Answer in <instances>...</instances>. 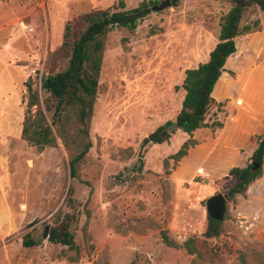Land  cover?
I'll return each instance as SVG.
<instances>
[{"label": "rangeland", "instance_id": "1", "mask_svg": "<svg viewBox=\"0 0 264 264\" xmlns=\"http://www.w3.org/2000/svg\"><path fill=\"white\" fill-rule=\"evenodd\" d=\"M118 1L0 0V264H208L183 249L165 247L160 232L177 244L190 237L203 239L205 200L226 193L234 178L209 172L191 158L198 150L193 133L197 144L172 167L169 156L188 139L179 130L166 143L146 147L140 171L135 166L140 140L174 121L184 95V71L205 62L216 44L218 24L229 9L224 0H186L176 7H160L166 0H120L124 10L141 1L157 4L132 32L114 28L102 37L88 126L91 146L77 180L68 176L69 153L53 127L56 145L40 153L19 137L24 85L36 93L40 109L43 100L53 104L42 79L67 66L70 45L87 25L83 16L118 10ZM257 11L249 8L240 25L251 24ZM256 39L247 34L235 38L236 50L212 93L215 102L224 104L223 112L211 107L205 115L208 123L216 119L223 127L255 113V97L245 83L249 73L264 72V44ZM51 113L44 112L48 125ZM221 128L206 129L215 139ZM251 130L246 153L264 134L263 121ZM68 186L72 210L65 206ZM57 211L76 216L71 224L76 253L41 238ZM220 225L222 234L205 240L219 247L214 264H233L236 251L264 249V165L243 196L226 198ZM25 234L40 244L23 248ZM245 260L254 264L249 254Z\"/></svg>", "mask_w": 264, "mask_h": 264}, {"label": "trees", "instance_id": "2", "mask_svg": "<svg viewBox=\"0 0 264 264\" xmlns=\"http://www.w3.org/2000/svg\"><path fill=\"white\" fill-rule=\"evenodd\" d=\"M186 0H166L170 7H176L180 2ZM229 4V9L221 17L218 24L217 42L208 53L205 62L198 64L195 68L186 69L182 81L184 95L180 102V108L174 118L176 130L188 136L179 149L169 156L172 167L186 155L189 148L197 143L191 139L192 133L201 128L211 131L222 127L219 120L213 119L208 123L205 119L207 111L215 107L217 112H223V103L215 102L212 93L215 85L223 72V65L227 58L235 52V38L259 29L258 20L255 19L249 25H240L242 16L249 8H255L264 13V0H224ZM155 1H141L136 7L124 10L122 1L117 2L114 11H97L86 14L83 20L86 28L71 43L67 66L64 70L47 75L48 97L55 102L52 104L47 99L42 101L40 109L38 98L28 84H25V110L20 122L19 137L28 146L33 147L36 153L45 148L55 147V137L50 129L53 127L63 148L69 153L68 176L78 179V169L83 163L91 143L88 137V126L92 107L96 95L97 77L100 69L101 53L103 49L102 37L114 28H124L132 32L137 23L145 17L150 6L156 5ZM160 7L163 4L159 5ZM69 35L68 25L64 26L63 38ZM63 43L62 45H64ZM31 108L34 111L31 112ZM51 113V121L47 124L44 112ZM172 122H166L143 137L139 142L137 153V165L135 169L140 171L142 167V154L146 147L166 143L170 134L175 131H165L164 128ZM264 126V119H263ZM248 163L244 167H232L226 175L234 178V183L226 190L228 199L235 195L243 196L248 185L259 179L263 173L264 165V134L257 136L255 148L252 151ZM165 161H163V166ZM65 206L73 209L72 189L67 187ZM76 216L73 212L57 211L53 216L52 224L47 229L46 242L49 244L66 247V249L77 252L78 248L73 240L71 224L75 223ZM222 234L219 221L212 220L206 216V226L201 236L203 239L190 237L180 244L171 239L166 231L160 232L161 243L168 248L183 249L193 258L208 264H214L218 258L219 247L208 246L205 240L217 239ZM41 240L33 239L28 234L21 238L23 248L38 246ZM228 248L225 244L221 246ZM233 264H248L246 257H251L254 264H264V249L249 250L248 252H234ZM73 261V259H71Z\"/></svg>", "mask_w": 264, "mask_h": 264}, {"label": "crops", "instance_id": "3", "mask_svg": "<svg viewBox=\"0 0 264 264\" xmlns=\"http://www.w3.org/2000/svg\"><path fill=\"white\" fill-rule=\"evenodd\" d=\"M256 19L258 20L259 30L247 35L257 38V44L263 45L264 13L257 11ZM262 64L264 65V62ZM246 78L245 86L250 87V94L255 97L253 106L255 113L253 116L242 115L243 118H238L231 124L225 123L215 139L211 138L206 128L197 129L193 132L194 138L198 142V150L191 158L196 157L197 164L203 165L202 167L209 172L227 173L232 167H244L247 157L255 148L253 146L251 151L246 153L244 146L253 134L251 129L256 123L263 121L264 72L260 74L252 72Z\"/></svg>", "mask_w": 264, "mask_h": 264}, {"label": "water", "instance_id": "4", "mask_svg": "<svg viewBox=\"0 0 264 264\" xmlns=\"http://www.w3.org/2000/svg\"><path fill=\"white\" fill-rule=\"evenodd\" d=\"M166 4L167 2L163 3V6ZM42 87L43 89H45L46 92L49 91L48 83L46 79L43 80ZM176 129H177L176 124L174 122L170 123L164 128L165 131H173ZM226 198H227L226 193H223V194H215L211 197H208L205 200L204 202L205 212L210 219L219 222L222 220L225 213ZM47 229H48L47 227H44L43 229V233L41 236L42 240L46 239Z\"/></svg>", "mask_w": 264, "mask_h": 264}, {"label": "built area", "instance_id": "5", "mask_svg": "<svg viewBox=\"0 0 264 264\" xmlns=\"http://www.w3.org/2000/svg\"><path fill=\"white\" fill-rule=\"evenodd\" d=\"M202 177H203V178H207V175L205 174V175H203Z\"/></svg>", "mask_w": 264, "mask_h": 264}]
</instances>
